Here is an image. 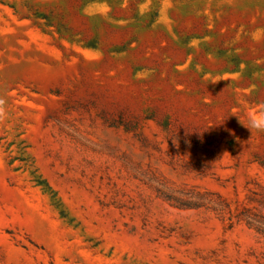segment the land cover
I'll list each match as a JSON object with an SVG mask.
<instances>
[{
	"label": "rangeland",
	"instance_id": "obj_1",
	"mask_svg": "<svg viewBox=\"0 0 264 264\" xmlns=\"http://www.w3.org/2000/svg\"><path fill=\"white\" fill-rule=\"evenodd\" d=\"M260 112L264 0H0V264H264Z\"/></svg>",
	"mask_w": 264,
	"mask_h": 264
},
{
	"label": "trees",
	"instance_id": "obj_2",
	"mask_svg": "<svg viewBox=\"0 0 264 264\" xmlns=\"http://www.w3.org/2000/svg\"><path fill=\"white\" fill-rule=\"evenodd\" d=\"M183 140H186L187 142L193 144V145H197V146H200V141L193 138V137H185V139ZM228 145H231V142L228 141L227 142ZM258 164L262 167H264V161L262 160H258ZM167 200H169L168 197H165ZM182 207H190V206H193V207H200L201 204L200 203H195L193 205H180ZM218 205H216V208L215 210H218ZM248 211H243L242 213H240L236 218H237V221H242L247 227L249 228H252L254 229L257 233L261 234L263 237H264V227H263V223L261 221V219H257L256 216L254 217H251L250 215L247 214Z\"/></svg>",
	"mask_w": 264,
	"mask_h": 264
},
{
	"label": "clouds",
	"instance_id": "obj_3",
	"mask_svg": "<svg viewBox=\"0 0 264 264\" xmlns=\"http://www.w3.org/2000/svg\"><path fill=\"white\" fill-rule=\"evenodd\" d=\"M246 128L250 131L264 132V112L253 113L248 118Z\"/></svg>",
	"mask_w": 264,
	"mask_h": 264
}]
</instances>
